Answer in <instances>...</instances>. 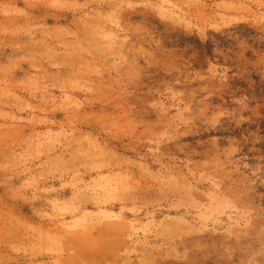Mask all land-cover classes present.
Returning a JSON list of instances; mask_svg holds the SVG:
<instances>
[{"label": "rangeland", "instance_id": "rangeland-1", "mask_svg": "<svg viewBox=\"0 0 264 264\" xmlns=\"http://www.w3.org/2000/svg\"><path fill=\"white\" fill-rule=\"evenodd\" d=\"M0 264H264V0H0Z\"/></svg>", "mask_w": 264, "mask_h": 264}]
</instances>
